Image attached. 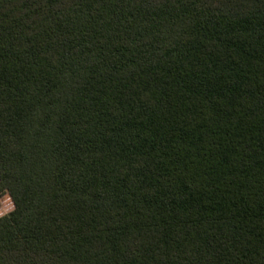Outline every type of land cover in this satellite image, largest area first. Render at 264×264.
<instances>
[{
	"label": "trees",
	"instance_id": "obj_1",
	"mask_svg": "<svg viewBox=\"0 0 264 264\" xmlns=\"http://www.w3.org/2000/svg\"><path fill=\"white\" fill-rule=\"evenodd\" d=\"M0 264H264V0H0Z\"/></svg>",
	"mask_w": 264,
	"mask_h": 264
},
{
	"label": "rangeland",
	"instance_id": "obj_2",
	"mask_svg": "<svg viewBox=\"0 0 264 264\" xmlns=\"http://www.w3.org/2000/svg\"><path fill=\"white\" fill-rule=\"evenodd\" d=\"M14 210V204L8 194L0 195V217L10 214Z\"/></svg>",
	"mask_w": 264,
	"mask_h": 264
}]
</instances>
